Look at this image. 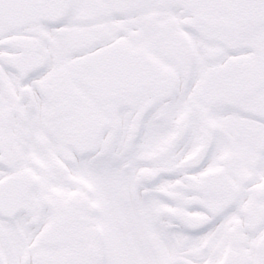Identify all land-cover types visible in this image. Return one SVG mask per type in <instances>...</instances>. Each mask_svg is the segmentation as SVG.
<instances>
[{"label": "snow or ice", "instance_id": "snow-or-ice-1", "mask_svg": "<svg viewBox=\"0 0 264 264\" xmlns=\"http://www.w3.org/2000/svg\"><path fill=\"white\" fill-rule=\"evenodd\" d=\"M0 264H264V0H0Z\"/></svg>", "mask_w": 264, "mask_h": 264}]
</instances>
